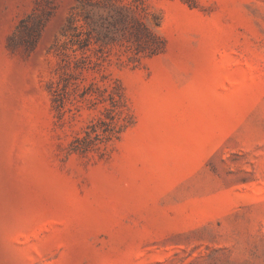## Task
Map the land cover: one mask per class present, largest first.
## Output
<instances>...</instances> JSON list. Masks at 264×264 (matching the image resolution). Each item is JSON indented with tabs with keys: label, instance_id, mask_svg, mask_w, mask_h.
<instances>
[{
	"label": "rangeland",
	"instance_id": "obj_1",
	"mask_svg": "<svg viewBox=\"0 0 264 264\" xmlns=\"http://www.w3.org/2000/svg\"><path fill=\"white\" fill-rule=\"evenodd\" d=\"M133 4L0 0V264H264V0Z\"/></svg>",
	"mask_w": 264,
	"mask_h": 264
},
{
	"label": "trees",
	"instance_id": "obj_2",
	"mask_svg": "<svg viewBox=\"0 0 264 264\" xmlns=\"http://www.w3.org/2000/svg\"><path fill=\"white\" fill-rule=\"evenodd\" d=\"M134 8L145 12L146 9L143 5V0H133ZM139 5H143L140 7ZM138 28L144 34L149 37H155L150 27L142 20H138ZM123 96L116 90L110 94L111 106L106 108V119H99L98 122L93 123L85 131V135L81 138H77L73 145V151L86 152L106 144L113 138L119 136V134L128 127V115L126 114L123 104Z\"/></svg>",
	"mask_w": 264,
	"mask_h": 264
}]
</instances>
